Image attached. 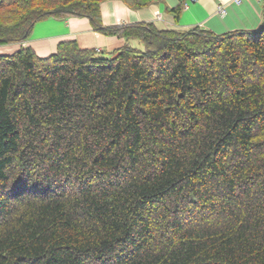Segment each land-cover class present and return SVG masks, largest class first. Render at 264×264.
<instances>
[{
	"label": "trees",
	"instance_id": "16d2710c",
	"mask_svg": "<svg viewBox=\"0 0 264 264\" xmlns=\"http://www.w3.org/2000/svg\"><path fill=\"white\" fill-rule=\"evenodd\" d=\"M103 1L0 0V45L69 17L126 42L0 55V264H264V0L224 34L103 27Z\"/></svg>",
	"mask_w": 264,
	"mask_h": 264
},
{
	"label": "crops",
	"instance_id": "0c3cea01",
	"mask_svg": "<svg viewBox=\"0 0 264 264\" xmlns=\"http://www.w3.org/2000/svg\"><path fill=\"white\" fill-rule=\"evenodd\" d=\"M178 5L181 12L176 21L169 11ZM220 9L224 13H219ZM100 12L103 27L144 22L152 23L159 30L185 31L199 27L224 34L255 31L262 24V0H155L141 9H134L123 0H105ZM64 41H75L81 49L104 53L120 49L126 43L119 36L95 31L86 18H49L36 23L24 43L0 45V55L13 54L21 46H28L38 57L45 58L55 53L58 44Z\"/></svg>",
	"mask_w": 264,
	"mask_h": 264
},
{
	"label": "rangeland",
	"instance_id": "374dc122",
	"mask_svg": "<svg viewBox=\"0 0 264 264\" xmlns=\"http://www.w3.org/2000/svg\"><path fill=\"white\" fill-rule=\"evenodd\" d=\"M34 1H36V3H39V4H41L40 2H42V0H34ZM127 1L130 2V3H132V5L135 3V1H133V0H127ZM12 8H16V6L11 7V9ZM142 8H144V7H142ZM11 13L13 14V12H6V13L4 12V13H2L1 14L2 16L0 17V21H2V22L5 23L6 21H9L10 19H13L11 17H13L15 15V12H14V15L13 16H11L12 15ZM13 44H16V43H13Z\"/></svg>",
	"mask_w": 264,
	"mask_h": 264
},
{
	"label": "built area",
	"instance_id": "2783aa9c",
	"mask_svg": "<svg viewBox=\"0 0 264 264\" xmlns=\"http://www.w3.org/2000/svg\"><path fill=\"white\" fill-rule=\"evenodd\" d=\"M236 2H238V1H236ZM219 13H221V14L224 13V10L223 9H220L219 10Z\"/></svg>",
	"mask_w": 264,
	"mask_h": 264
}]
</instances>
